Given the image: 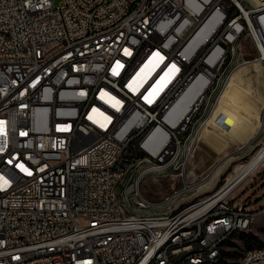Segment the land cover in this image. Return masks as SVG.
<instances>
[{"label":"built area","instance_id":"obj_1","mask_svg":"<svg viewBox=\"0 0 264 264\" xmlns=\"http://www.w3.org/2000/svg\"><path fill=\"white\" fill-rule=\"evenodd\" d=\"M244 1L0 0V264L221 263L264 205L232 192L225 207L215 193L183 206L197 185L185 174L241 25L259 57L240 66L263 60L264 4ZM169 161L182 188L159 202L137 200L142 182L126 194L131 172Z\"/></svg>","mask_w":264,"mask_h":264},{"label":"rangeland","instance_id":"obj_2","mask_svg":"<svg viewBox=\"0 0 264 264\" xmlns=\"http://www.w3.org/2000/svg\"><path fill=\"white\" fill-rule=\"evenodd\" d=\"M53 1L54 5H58L59 0ZM250 1L258 5L264 4V0ZM244 2L250 6L247 0ZM247 33H249L247 26L241 25L240 37L243 39L239 40V59L233 61L228 69L226 86L218 87L216 92H213V99H218V101L211 114L205 120L204 125H197V133L200 134L195 140L193 153L185 174V179L188 182L197 185L184 196L183 206L198 198L216 193L233 174L234 169L246 164L263 145L264 59H258V64H262V71L255 69L254 62L240 66L241 61H253L259 57L252 41L247 37ZM235 105L242 109L240 113L225 112V108L228 109ZM175 146L182 147V157H190V146H186V138L175 139ZM157 164L161 168L154 172L147 171V168L144 171L135 172V174L138 173L136 177L139 182H142L139 187L141 194L152 202H159L172 189L179 190L183 185L182 178L174 177L176 161ZM158 172L159 174H157ZM195 175L197 178L194 180L191 177ZM232 195L237 196L239 202L244 200L246 203L248 200H256L252 203L253 209H259L264 205V162L233 191ZM166 208L161 209V212L167 210ZM154 211L157 212L158 209L154 208ZM263 245L264 216L257 215L247 232L237 234L227 242L224 246L225 254L222 261H225L226 264H239L240 258L247 250Z\"/></svg>","mask_w":264,"mask_h":264},{"label":"bare ground","instance_id":"obj_3","mask_svg":"<svg viewBox=\"0 0 264 264\" xmlns=\"http://www.w3.org/2000/svg\"><path fill=\"white\" fill-rule=\"evenodd\" d=\"M246 26L249 30V25H246ZM263 59H264V57H263ZM254 63H255V69L257 71L263 70L262 64H258V60L254 61ZM263 66H264V62H263ZM220 110H222V109H220ZM225 110H226L225 112L233 111V112H239V113L242 111V109L237 105L229 107L228 109L225 108ZM183 114H184L183 112L179 113L177 115V118H181L183 116ZM214 117H215V115H214ZM223 118H225V117H223ZM208 124H210V122ZM229 125H230V123H229ZM261 130H262V128H261ZM263 162H264V145H262V147L256 151V153L250 158V160L246 164L237 166L234 169L233 174L231 176H229V178L226 180L225 184L215 193V196L210 199L209 203L212 204V203L217 201L218 207H225L226 206V202H225L226 199H222V198L230 195L235 189H237L243 183V181L248 176H251V174L255 171V169H257ZM157 163L161 164L163 162H156V163L150 162V163H147L145 165V168H147V171H149V172H151V171L154 172V171L158 170L159 168H161L158 166ZM136 174H138V173H136ZM136 174H135V172H131V180H126V194H134L135 193V182H139V180L136 177ZM157 174H159V172ZM188 175H190V174H188ZM191 178L195 180V178H197V176L195 175ZM137 200L138 201H145V198L141 194L139 187L137 189ZM217 222H218V215L201 216L200 217V228L197 229V237H204L205 235H207V229H213L214 225H216ZM247 231H248V228H246V227L235 228L233 231V237L237 234L245 233ZM179 233H193V226H190V225L179 226ZM185 246H192V239H185ZM166 249H167V239H160L158 245L152 246V253H163V250H166ZM257 250L264 251V245L259 247V248H256V249L249 250V252H257ZM249 252H246L245 254H243V256L239 260V264H246V262L249 260ZM198 264H209V262H198Z\"/></svg>","mask_w":264,"mask_h":264},{"label":"trees","instance_id":"obj_4","mask_svg":"<svg viewBox=\"0 0 264 264\" xmlns=\"http://www.w3.org/2000/svg\"><path fill=\"white\" fill-rule=\"evenodd\" d=\"M225 254V253H224ZM222 264H226L225 261H221Z\"/></svg>","mask_w":264,"mask_h":264},{"label":"crops","instance_id":"obj_5","mask_svg":"<svg viewBox=\"0 0 264 264\" xmlns=\"http://www.w3.org/2000/svg\"><path fill=\"white\" fill-rule=\"evenodd\" d=\"M218 170V168L216 169V171ZM214 173H216L215 171H214Z\"/></svg>","mask_w":264,"mask_h":264}]
</instances>
